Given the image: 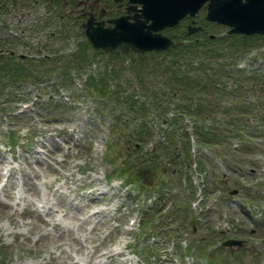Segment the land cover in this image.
Here are the masks:
<instances>
[{
  "label": "rangeland",
  "instance_id": "1",
  "mask_svg": "<svg viewBox=\"0 0 264 264\" xmlns=\"http://www.w3.org/2000/svg\"><path fill=\"white\" fill-rule=\"evenodd\" d=\"M80 1V6L96 2ZM64 4L70 6L71 2L66 0ZM203 9L204 5L199 15ZM15 10L10 9L11 12ZM0 18L3 20L2 14ZM27 20L26 15L23 23ZM209 21L207 31L217 33L224 30L221 22ZM167 27H163V31L169 32ZM182 29L171 32L181 34ZM1 31L0 27V37L4 36ZM55 33L57 36L49 32L46 39V33L32 32L27 43L7 38L6 46L35 54L40 53L36 47H41V52L62 56L82 36L78 30H69L67 36L61 35L60 29ZM67 37L71 39L68 41ZM242 38L232 44L247 46ZM259 42L264 44V36L255 37L253 46ZM249 48L240 52L239 62L255 49L258 54L264 53V45ZM86 51L91 57L90 66L97 67L99 63L97 68L102 70L100 61L108 52L97 53L90 47ZM220 55L228 57L223 53ZM24 61L25 73L35 79L24 83L21 89L33 93L50 88L49 82L44 85L43 81L36 79L42 65L33 60ZM50 61L55 63L51 67L59 62ZM87 69L88 65L79 71L80 74L77 72L79 75L76 74L75 78H82ZM106 83L111 85L113 81L108 76L95 80L99 87ZM263 88H247L239 91V97L248 99L246 94L253 91L262 94ZM59 90L62 92L60 99L65 103H42L39 106V103L27 102L16 108H21L16 115H0V168L7 169L10 182L16 179L19 196L13 200L6 186L3 187L4 195L0 197V264H81V261L85 264H264V124L259 126L254 122L251 130L228 124L230 130L235 128L230 134L221 136L220 143L208 146L196 143L199 146L196 153L173 156L171 153H144L154 155L164 165L144 161L141 171L140 167L135 169L144 183L124 184L117 175L109 178L105 174L107 162L112 165L115 155V152H109L112 147L107 149V146L102 153L104 142L108 141L106 137L111 136L110 145L116 149L130 148L133 142L125 136L116 140L113 137L116 129L107 132L108 119L111 118L108 116L115 109L111 102L106 101L107 112L97 109L90 112L92 99L86 95L91 93L72 96L64 87ZM117 91L122 89L117 88ZM214 97L211 95L215 101ZM9 99L6 96L3 102L7 107H16L19 102L28 100ZM248 100H244L245 109L256 103V100ZM259 103L262 104L261 119L264 118V100ZM247 112L245 121H255L252 110ZM150 122L153 124L150 135L161 138L160 128L164 120L150 115ZM11 132L12 137L9 136ZM190 143L194 145L192 135ZM134 146L138 148V144ZM136 153L140 151L136 150ZM133 155L117 153L118 158ZM197 157L203 158V170L196 167ZM181 160L187 162L179 170ZM186 174L190 177V184ZM160 175H163L162 179ZM152 194L155 197L153 202ZM188 201L191 202L190 211L187 210ZM94 209L95 212L89 214ZM181 210H186L185 217H181ZM131 213L133 219L129 221L127 216ZM80 214L82 218L78 217ZM39 215L49 221L60 216L73 230L62 221L57 223L59 229L55 230L51 223H41ZM227 235L242 241L214 247ZM117 245L121 250L113 251Z\"/></svg>",
  "mask_w": 264,
  "mask_h": 264
},
{
  "label": "trees",
  "instance_id": "2",
  "mask_svg": "<svg viewBox=\"0 0 264 264\" xmlns=\"http://www.w3.org/2000/svg\"><path fill=\"white\" fill-rule=\"evenodd\" d=\"M257 36L248 35L242 39L251 44ZM195 44L194 41L181 45L173 44L163 52H111L103 58L102 70H99V63L97 67L89 68L91 57L87 56L88 46L82 41L76 45L70 56L57 60V66L51 67L55 64L52 62L38 61L42 67L38 68L36 79L43 81L44 85L49 82L51 86L33 93L21 89L24 83L35 79L25 73V62L6 61L1 55L0 95L3 96H0V115L18 114L13 111L8 113V110L15 107H7L3 103L6 96L10 97L9 101L31 99L33 105L39 103V106L42 103H65L60 99V87L68 89V94L72 96L91 93L94 104L100 109L107 110L106 101H110L116 111L112 112L108 130L112 132L116 129L117 133L113 135L116 140L120 136L133 139L130 148L120 149L111 146V140L106 141L107 149L112 147L109 152H115L110 170L117 176H122L125 181H135L139 179L135 169L140 167L141 171L144 161L164 165V162L156 159L154 155L144 153H171L172 156L189 153L186 149L187 119L190 120L189 125L196 141L206 145L220 143L221 136L230 134L235 128L231 127L230 130L228 124L251 130L252 124L256 123L244 120L246 99L239 97V91L252 89L256 82L264 79V53L259 59L252 55L254 58L250 59L248 64L237 66L235 59L246 48L243 44L237 46L229 42L214 41L203 45ZM230 45L232 48L227 51ZM222 53L228 57L220 55ZM124 57H128L127 60ZM86 65L88 69L79 84L82 88H77L72 75L77 74ZM105 76L113 81L111 85L106 83L105 86L99 87L95 84L98 77ZM263 86L264 83L260 81L259 87ZM117 88L122 91L118 92ZM211 95L216 96L215 101L211 99ZM150 114L164 119V125L160 128L162 137L153 139L149 146H143L153 130V124L149 120ZM218 114L227 115L229 121L218 120ZM12 135L11 132L9 136ZM135 144H138V148ZM136 150L140 153H136ZM117 153L134 155L130 158H118ZM185 162L181 160L180 164ZM195 162L198 170L204 169L202 157H197ZM109 173L110 171L106 173L107 176ZM162 178L160 175V179ZM188 183L190 184V181ZM186 205L190 211L189 201ZM186 214V210L180 211L181 216L185 217Z\"/></svg>",
  "mask_w": 264,
  "mask_h": 264
},
{
  "label": "flooded vegetation",
  "instance_id": "3",
  "mask_svg": "<svg viewBox=\"0 0 264 264\" xmlns=\"http://www.w3.org/2000/svg\"><path fill=\"white\" fill-rule=\"evenodd\" d=\"M65 2L66 0H0V14L3 15V20L0 18L1 34L4 35L2 37L5 39L17 38L27 43V41H30L32 32L40 31V34L44 32L47 39L49 32L57 36L55 33L57 29L61 30V35L65 34L67 36L68 31L72 30L73 27L80 29L82 32L85 28L89 29L96 24L117 28L115 20H132L133 15L140 12L141 6V2L136 0H96L94 4L89 6H80V0H70V6L64 4ZM28 6L32 8L27 9ZM11 8L16 9L15 12H11ZM201 8L202 6H198L192 15L183 14L172 26L164 24L159 30L162 33L175 36L174 40H177V42H183L185 39L191 38L190 36H183L186 33V23L194 22L199 25L188 33L192 35L194 40L204 41L205 37L209 35L206 24L212 19L204 17L205 9L199 15L198 12ZM31 14L33 17H31ZM26 15L28 20L23 23L26 20ZM137 16L143 18L140 14ZM213 21L219 23V21ZM39 23H41L40 27L37 28ZM163 27L169 28L170 31H163ZM176 28H183L181 34L175 31L171 32ZM41 50V47H36V51ZM0 51L6 60H11L13 57H19L22 60L37 59L33 52L15 50L6 45L0 47Z\"/></svg>",
  "mask_w": 264,
  "mask_h": 264
},
{
  "label": "water",
  "instance_id": "4",
  "mask_svg": "<svg viewBox=\"0 0 264 264\" xmlns=\"http://www.w3.org/2000/svg\"><path fill=\"white\" fill-rule=\"evenodd\" d=\"M140 12L133 19H117L116 27L108 30L97 24L85 30L86 38L93 45L110 48L130 45L135 50L166 46L172 41L158 28L173 22L180 14L192 12L202 0H139ZM140 14L143 18L138 17ZM206 17L229 24V30H264V0H207ZM148 22H145L148 19ZM241 239L228 237L225 244L239 243Z\"/></svg>",
  "mask_w": 264,
  "mask_h": 264
},
{
  "label": "bare ground",
  "instance_id": "5",
  "mask_svg": "<svg viewBox=\"0 0 264 264\" xmlns=\"http://www.w3.org/2000/svg\"><path fill=\"white\" fill-rule=\"evenodd\" d=\"M11 170V169H10ZM15 181H16V179H15ZM36 208V207H35ZM81 209H82V207H81ZM80 209H78V211H79ZM95 210L96 209H94V210H92L89 214H91L92 215V213H94L95 212ZM36 211V210H35ZM35 214H39L37 211L35 212ZM73 215V214H72ZM56 217H57V215L56 216H54L50 221L49 220H46V219H43L42 217H40V215H39V219H40V221H41V223H48V224H52V227L55 229V230H58L59 229V227L57 226V223L58 222H61V219L60 220H57L56 219ZM65 224H66V227L67 228H69V229H72L73 230V228L71 227V225H68V223H66L65 222ZM47 225V224H46ZM60 227H61V225H60ZM61 229V228H60ZM62 231H63V229H62ZM48 233V232H47ZM78 247V246H77ZM80 247V246H79ZM78 247V248H79Z\"/></svg>",
  "mask_w": 264,
  "mask_h": 264
},
{
  "label": "clouds",
  "instance_id": "6",
  "mask_svg": "<svg viewBox=\"0 0 264 264\" xmlns=\"http://www.w3.org/2000/svg\"><path fill=\"white\" fill-rule=\"evenodd\" d=\"M56 219H57V220H60L61 217H60V216H57ZM23 230L26 231V229H23ZM119 250H121L119 245H117V246L113 249V251H119ZM77 259L79 260V257H77ZM81 264H85V261H81Z\"/></svg>",
  "mask_w": 264,
  "mask_h": 264
}]
</instances>
